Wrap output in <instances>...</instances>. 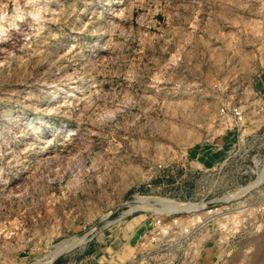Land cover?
Masks as SVG:
<instances>
[{
    "label": "rangeland",
    "instance_id": "1",
    "mask_svg": "<svg viewBox=\"0 0 264 264\" xmlns=\"http://www.w3.org/2000/svg\"><path fill=\"white\" fill-rule=\"evenodd\" d=\"M38 260L264 264V0H0V264Z\"/></svg>",
    "mask_w": 264,
    "mask_h": 264
},
{
    "label": "bare ground",
    "instance_id": "2",
    "mask_svg": "<svg viewBox=\"0 0 264 264\" xmlns=\"http://www.w3.org/2000/svg\"><path fill=\"white\" fill-rule=\"evenodd\" d=\"M166 205H167V208L174 209V210L185 208V206H180L177 202H173V201L168 202V204ZM71 244H72V241L71 242L67 241V243H65L64 245H60L58 249L61 250L63 248L69 247ZM59 253L60 252H53L47 261H52L56 257V255ZM39 263L41 262L38 260L34 264H39Z\"/></svg>",
    "mask_w": 264,
    "mask_h": 264
},
{
    "label": "built area",
    "instance_id": "3",
    "mask_svg": "<svg viewBox=\"0 0 264 264\" xmlns=\"http://www.w3.org/2000/svg\"><path fill=\"white\" fill-rule=\"evenodd\" d=\"M238 114H240V113H238ZM239 118H240V119L242 118V115H241V114L239 115Z\"/></svg>",
    "mask_w": 264,
    "mask_h": 264
}]
</instances>
